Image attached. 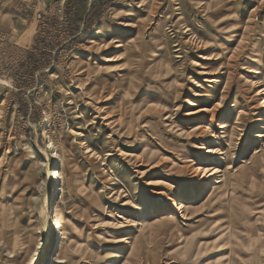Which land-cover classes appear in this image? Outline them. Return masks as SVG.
<instances>
[{"label":"rangeland","instance_id":"374dc122","mask_svg":"<svg viewBox=\"0 0 264 264\" xmlns=\"http://www.w3.org/2000/svg\"><path fill=\"white\" fill-rule=\"evenodd\" d=\"M260 119L264 0H0V264H264Z\"/></svg>","mask_w":264,"mask_h":264},{"label":"bare ground","instance_id":"6f19581e","mask_svg":"<svg viewBox=\"0 0 264 264\" xmlns=\"http://www.w3.org/2000/svg\"><path fill=\"white\" fill-rule=\"evenodd\" d=\"M257 41V40H256ZM260 41V40H259ZM254 42V41H253ZM259 46V45H258ZM155 55V54H154ZM261 59V58H260ZM154 60V59H153ZM252 62V61H251ZM254 65V63H253ZM203 72V71H202ZM205 74V73H203ZM159 80V79H158ZM213 80H210L208 82H212ZM216 109V107H215ZM214 110V109H213ZM205 112V111H204ZM210 114V113H209ZM212 116V114H211ZM260 121L264 122V119H260ZM219 128H222V129H225L226 128V124L224 125H221V127ZM43 154L45 155L44 157L46 158V153L44 151H42ZM207 153H211V154H214L213 152H211L210 150L206 151ZM199 173L201 172L202 173V176H205V178H209L211 176H213V172H208L206 171L205 168L203 167H198L196 169ZM216 183H218V181L216 180ZM211 188V184L210 183H205L203 186H201V188L199 189V192H198V198H203L206 193L208 192V190H210ZM31 198V197H30ZM31 200V199H30ZM33 202L38 205L37 208H39V215L40 217L42 218L43 220V223H42V231L43 232H46V233H50V230H51V223H50V220L48 218V215H47V206H49V198L48 196L46 195L45 197L41 198V199H38L37 197H33ZM182 202H183V199L182 198H177V199H174L173 202H172V208L176 209V207H179V210H180V207L182 206ZM33 204V203H32ZM60 201H58L56 203V205L54 206V209L52 210V215H53V218L54 219H57L60 215ZM176 212V211H175ZM168 214V213H167ZM179 214L177 213H174V212H171L168 214V217L167 219L169 221H175L177 216Z\"/></svg>","mask_w":264,"mask_h":264}]
</instances>
